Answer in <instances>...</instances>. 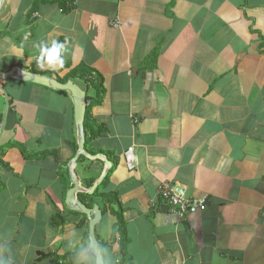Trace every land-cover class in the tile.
I'll return each mask as SVG.
<instances>
[{
  "label": "crops",
  "instance_id": "0c3cea01",
  "mask_svg": "<svg viewBox=\"0 0 264 264\" xmlns=\"http://www.w3.org/2000/svg\"><path fill=\"white\" fill-rule=\"evenodd\" d=\"M51 40L64 64L41 70L35 45ZM13 67L103 78L91 120L105 132L85 151L117 166L106 186L103 159L79 157L74 173L85 192L97 185L76 199L101 211L104 264H264V0H0V72ZM0 88V264H95L89 219L64 204L70 94ZM162 184L206 207L180 217Z\"/></svg>",
  "mask_w": 264,
  "mask_h": 264
},
{
  "label": "water",
  "instance_id": "95a60500",
  "mask_svg": "<svg viewBox=\"0 0 264 264\" xmlns=\"http://www.w3.org/2000/svg\"><path fill=\"white\" fill-rule=\"evenodd\" d=\"M8 79L22 83H30L33 85H38L58 91H64L70 94L73 103L74 120L77 131V152L75 153L71 162L68 164V171L70 176V188L66 192L64 204L71 211L79 212L85 215L89 219L88 249L95 257V264H104L101 252L98 249V244L94 235V228L100 222L101 219V211L97 204H94L91 208H87L86 205L82 204L76 199L77 193L85 192L79 187L78 180L74 173V165H76V162L79 157H85L92 160L103 159V162L105 163L107 169H109L111 166L108 159L101 157L98 154L92 156L85 151L84 119H85L86 107L89 104V100L86 99V93L79 85H77L73 81H68L65 84H61L55 78H50L48 76L39 73L24 71L17 67H13L8 72H0V82ZM0 91L3 93L4 97H6L7 93L2 88H0ZM5 113H6V106L2 113V122L4 120ZM106 175H107V171L104 172L102 179ZM96 187L97 185L91 186V188L85 193L92 195Z\"/></svg>",
  "mask_w": 264,
  "mask_h": 264
},
{
  "label": "trees",
  "instance_id": "16d2710c",
  "mask_svg": "<svg viewBox=\"0 0 264 264\" xmlns=\"http://www.w3.org/2000/svg\"><path fill=\"white\" fill-rule=\"evenodd\" d=\"M32 72L35 73V69H32ZM81 77L82 78H80V79H83V81H84V86L82 87V89L85 91L86 96L89 99V104L86 107L85 119H84L85 145H87V143H89L91 140L96 139L97 137H99L100 135H102L105 132L102 127H99V129H98L97 126L92 124L94 122L91 120V109L94 106H97L102 102L103 97H104V88H103V78L101 76H99L97 73L88 72V74H82ZM89 91H90V93H89ZM60 92H64V91H60ZM82 158L83 157H80V159H82ZM109 161L111 163V168L109 169L107 176L101 182L100 186H103V185L106 186L107 185L109 175L112 174L113 170L117 166V160L116 159H109ZM1 165H0V167H1ZM103 188H105V187H103ZM97 192L98 191H96L91 197H96L97 194H99ZM88 196H90V195H88ZM115 197H116L115 195L108 196V199L112 203L113 199ZM117 214H118L117 215V226H121V224L123 223L122 217H121V211H119Z\"/></svg>",
  "mask_w": 264,
  "mask_h": 264
},
{
  "label": "built area",
  "instance_id": "2783aa9c",
  "mask_svg": "<svg viewBox=\"0 0 264 264\" xmlns=\"http://www.w3.org/2000/svg\"><path fill=\"white\" fill-rule=\"evenodd\" d=\"M127 152L129 154L131 148ZM158 191L160 199L169 207L176 209L180 217L204 210L206 207L205 198L199 200L188 198L182 186L162 184L159 186Z\"/></svg>",
  "mask_w": 264,
  "mask_h": 264
},
{
  "label": "clouds",
  "instance_id": "9594fccd",
  "mask_svg": "<svg viewBox=\"0 0 264 264\" xmlns=\"http://www.w3.org/2000/svg\"><path fill=\"white\" fill-rule=\"evenodd\" d=\"M35 47L38 49L37 66L41 70L47 69L56 71L57 69L63 67L65 45L62 42L57 40L41 41L36 44ZM130 153L126 156L129 162L131 161Z\"/></svg>",
  "mask_w": 264,
  "mask_h": 264
},
{
  "label": "rangeland",
  "instance_id": "374dc122",
  "mask_svg": "<svg viewBox=\"0 0 264 264\" xmlns=\"http://www.w3.org/2000/svg\"><path fill=\"white\" fill-rule=\"evenodd\" d=\"M6 37H8V35H6ZM1 39H3V38H1ZM78 84H79L80 87L84 86V83L81 84V83L78 82ZM92 124H94V123H92Z\"/></svg>",
  "mask_w": 264,
  "mask_h": 264
},
{
  "label": "flooded vegetation",
  "instance_id": "af4514ba",
  "mask_svg": "<svg viewBox=\"0 0 264 264\" xmlns=\"http://www.w3.org/2000/svg\"><path fill=\"white\" fill-rule=\"evenodd\" d=\"M86 99H87V97H86ZM89 100V99H88Z\"/></svg>",
  "mask_w": 264,
  "mask_h": 264
}]
</instances>
